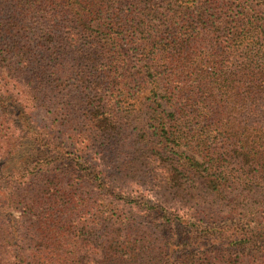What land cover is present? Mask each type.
<instances>
[{"label":"trees","instance_id":"1","mask_svg":"<svg viewBox=\"0 0 264 264\" xmlns=\"http://www.w3.org/2000/svg\"><path fill=\"white\" fill-rule=\"evenodd\" d=\"M2 2L0 105L61 125L0 175V264H264V0Z\"/></svg>","mask_w":264,"mask_h":264},{"label":"rangeland","instance_id":"2","mask_svg":"<svg viewBox=\"0 0 264 264\" xmlns=\"http://www.w3.org/2000/svg\"><path fill=\"white\" fill-rule=\"evenodd\" d=\"M3 1L4 2L1 3V6L4 5L3 13H6L5 15H8L13 12V6H15L16 3L20 0ZM26 2H35V0H26ZM23 13L27 17V19L32 18V14H29L28 10H24ZM0 18H2L1 15ZM33 22H37L36 25H40L42 19L38 16H35L33 18ZM15 104L18 105V102L16 100L5 103L3 104L4 106L0 105V131L10 133V136L8 138L10 140V145L12 146L11 150L7 152L6 155H3L0 160V175L7 174V172L23 171L24 168L26 166H29L33 161L32 158L35 152H32V154L30 153L29 155V153L27 154L26 151H30V145H33L34 143V135L37 136L40 133L45 134L46 132H49V130H59L61 125L60 119H55L56 116L53 117L50 113H48L47 110L45 111L38 109L31 114L30 112H25V115L23 116L20 114V112H17V110L15 109ZM29 128L34 130V134L29 132ZM17 139L19 140L16 141ZM189 155L191 156V154ZM61 167L68 168L69 162L65 161L61 165ZM4 185L5 184H3L2 186ZM145 188L146 185L144 184V181H142L138 185L133 186L130 192H135L136 190L141 191L142 201H146L149 206L154 209V211L150 212L155 215V219H159L160 221V229L162 235L169 236L170 238L173 236V240L174 242H176V244L179 242L182 243V241L185 240V243H187V245L192 246L191 240L194 233V229L192 226L196 224H202L206 227H209L207 223L201 222V219L198 217L195 211H192V213L188 215L184 221L175 220L173 223H164L165 220L158 218L160 215L164 214L162 206L157 204V197L154 194L148 193ZM155 211H157L158 214H156ZM172 212L173 211L168 209L166 215H169ZM142 214L145 215L144 212H142ZM19 215V213H15L16 217H18ZM139 221H141L143 225H147V222H143L142 220ZM231 223V221L224 222V224L227 225H230ZM262 224H264V222ZM251 227L253 228L254 226ZM196 249L198 251H209L213 248L206 244H200V246H197Z\"/></svg>","mask_w":264,"mask_h":264}]
</instances>
